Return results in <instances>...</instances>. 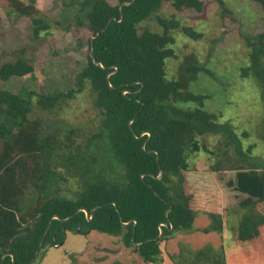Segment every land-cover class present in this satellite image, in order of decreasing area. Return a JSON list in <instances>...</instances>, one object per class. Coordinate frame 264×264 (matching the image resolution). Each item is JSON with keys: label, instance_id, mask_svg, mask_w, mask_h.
Segmentation results:
<instances>
[{"label": "trees", "instance_id": "16d2710c", "mask_svg": "<svg viewBox=\"0 0 264 264\" xmlns=\"http://www.w3.org/2000/svg\"><path fill=\"white\" fill-rule=\"evenodd\" d=\"M251 1L264 11V0ZM33 3L9 0L6 10L28 19L33 40H40L52 27L37 16ZM165 5L176 14L203 11L202 0H120L116 7L106 0H69L67 8L77 11L68 26L94 37L87 40L86 64L75 74L74 89L37 95L35 106L51 114L88 90L100 115L93 133L83 136L72 128L56 146L40 133V122L30 119L33 95L0 90V264L65 263L71 258L64 248L68 238L92 232L119 238L142 264H264V161L252 146L244 147L247 133L239 136L230 122L206 110V96L190 89L203 74L213 75L197 58L185 57L177 77L168 79L167 62L177 57L173 32L180 24L159 15ZM146 22L162 31L141 29ZM182 32L201 37L190 27ZM244 41L247 63L239 76L242 84H255L264 112V31ZM32 73L30 62L18 58L0 66V81ZM217 90L223 99L231 95ZM261 123L264 132V113ZM208 136L220 139L221 147L210 154L226 156V166L216 162L207 172H194L189 159ZM94 150L101 161L85 158ZM57 162L64 173L57 172ZM69 179L76 188L66 196L61 186ZM94 207L91 220L78 212L91 215ZM234 209L246 214L227 245L221 222ZM198 213L210 218L203 230L219 235V246L165 257L168 241L193 231ZM161 223L167 227L158 236Z\"/></svg>", "mask_w": 264, "mask_h": 264}, {"label": "rangeland", "instance_id": "374dc122", "mask_svg": "<svg viewBox=\"0 0 264 264\" xmlns=\"http://www.w3.org/2000/svg\"><path fill=\"white\" fill-rule=\"evenodd\" d=\"M18 1L28 5L30 0ZM106 1L113 7L120 4V0ZM8 2L9 0H0V66L24 58L32 65L33 73L31 76L13 78L7 82L0 81V90L12 94L30 92L33 95L30 119L40 122L42 127L40 133L43 136H51L53 141H57L56 146L72 128L78 129L83 136L93 133L99 124L100 115L93 108V98L88 90L76 95L59 111L54 110L51 114L41 112L35 106L37 95L74 89L75 74L86 64L87 40L91 37L83 29L68 26L77 10L67 8L69 0H34V7L39 11L37 16L47 21L52 28L44 33L40 40H33L30 21L24 18L17 19L15 14L8 12L6 10ZM202 2V12L187 11L176 14L171 6L165 5L159 14L180 24L179 29L173 32L175 44L172 48L177 57L167 62L168 79L177 77L178 68L185 57L197 58L213 75L211 77L203 74L190 89L193 88L197 95L206 96V110L215 113L221 122H230L239 136L243 132L247 133L248 137L243 140L244 147L252 146L255 157L264 161L262 139L264 132L261 123L264 112L256 93L257 87L248 81L245 82L247 84H242L239 76L240 67L247 63L244 38L246 35L264 31V11L251 0H221L222 3L218 0H202ZM184 27L196 30L201 35L200 39L197 41L187 37L182 32ZM141 29H150L158 33L162 31L155 22H146L141 25ZM20 51H23V55H18ZM229 82L233 85L230 86ZM219 87L231 92V95L226 92L229 95L228 99L219 97L217 90ZM225 102L232 104L224 106L222 103ZM200 147V152L191 155L189 159L194 172H207L216 162L226 166V156L219 158L210 154L221 147L220 139L203 137L200 139ZM59 154L62 155L61 152ZM88 157H93L98 162L101 161L102 154L94 150L91 154L85 155V158ZM56 164L58 173L66 171L63 164L58 162ZM55 166L53 162L50 166L53 169L51 171H54ZM75 188V181L69 179L68 184L61 186L60 193L70 196ZM25 199H31V193H26ZM245 214V210L234 209L222 220L227 245L233 239L235 228L240 225ZM210 225V218L198 213L193 231L177 233L168 241L164 247L165 257L167 254L186 255V251L195 255L208 248L216 249L221 243L220 236L214 232L206 234L203 230ZM64 248L71 258L65 263L61 261L60 264H142L141 258L132 252L131 248L125 247L119 238L95 232L89 236L82 235L78 239L76 236L69 237ZM56 254L57 251L54 252V255ZM177 261L173 264H177Z\"/></svg>", "mask_w": 264, "mask_h": 264}, {"label": "water", "instance_id": "95a60500", "mask_svg": "<svg viewBox=\"0 0 264 264\" xmlns=\"http://www.w3.org/2000/svg\"><path fill=\"white\" fill-rule=\"evenodd\" d=\"M126 5H130V4L128 3V4H126ZM98 35H99V34H97L96 37H97ZM93 38H94V37H91L90 39L93 40ZM89 54H90V57L92 58V47L90 48V52H89ZM95 64H96L98 67L102 68V66H101L100 64H98V63H95ZM116 71H117V68H114V72L108 74V75L106 76V80L108 81L110 75L116 73ZM108 86H109L110 89H112V86H110L109 84H108ZM147 136H148V134H147ZM95 209H96V207H94V208L91 210V215H89V213H88L85 209H80V210H78V212H79V211H83L84 214L86 215V218H87L88 220H91V219H92V212H93ZM55 217H56V218H59V217H57V216H55ZM129 223H130V222H127V223H124L123 225H128ZM135 223H136V221L134 222V224H135ZM163 227H167L166 223H161V224H159V234H158V236L162 235ZM171 228H172V225H171ZM135 244H136V243L131 242V245H132V246L135 245Z\"/></svg>", "mask_w": 264, "mask_h": 264}]
</instances>
